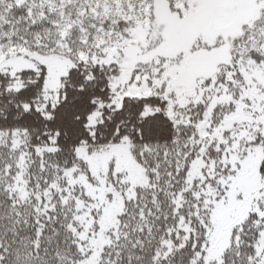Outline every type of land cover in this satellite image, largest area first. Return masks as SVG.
I'll return each mask as SVG.
<instances>
[{
    "label": "snow or ice",
    "instance_id": "obj_1",
    "mask_svg": "<svg viewBox=\"0 0 264 264\" xmlns=\"http://www.w3.org/2000/svg\"><path fill=\"white\" fill-rule=\"evenodd\" d=\"M0 264H264V0H0Z\"/></svg>",
    "mask_w": 264,
    "mask_h": 264
}]
</instances>
